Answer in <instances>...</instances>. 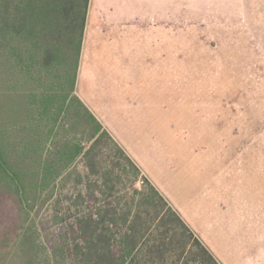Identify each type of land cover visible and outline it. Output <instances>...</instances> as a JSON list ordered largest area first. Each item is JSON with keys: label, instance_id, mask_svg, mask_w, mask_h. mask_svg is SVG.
Masks as SVG:
<instances>
[{"label": "rangeland", "instance_id": "1", "mask_svg": "<svg viewBox=\"0 0 264 264\" xmlns=\"http://www.w3.org/2000/svg\"><path fill=\"white\" fill-rule=\"evenodd\" d=\"M98 2L77 93L223 264H264V0H121L115 21ZM71 170L32 228L46 264L56 200L84 189ZM18 245L0 238V264Z\"/></svg>", "mask_w": 264, "mask_h": 264}, {"label": "trees", "instance_id": "2", "mask_svg": "<svg viewBox=\"0 0 264 264\" xmlns=\"http://www.w3.org/2000/svg\"><path fill=\"white\" fill-rule=\"evenodd\" d=\"M90 2L0 0L3 249L19 240L23 264H46L37 213L82 159L84 189L56 198L55 264H223L77 93Z\"/></svg>", "mask_w": 264, "mask_h": 264}, {"label": "crops", "instance_id": "3", "mask_svg": "<svg viewBox=\"0 0 264 264\" xmlns=\"http://www.w3.org/2000/svg\"><path fill=\"white\" fill-rule=\"evenodd\" d=\"M120 1L121 0H99V4H101V5H107V4H111V5H114V11H117V12H115V14H116V17L117 18H115L114 16H115V14H113V17L111 18V20H116V19H119V18H121V19H123V17H125V15L123 16V13H122V11L120 10L121 8L120 7H118L117 6V4L118 3H120ZM93 3H94V0H91V2H90V8H89V15H88V20H87V26H86V31H87V28H88V24H89V18H90V14H91V11H92V13H93V10H92V7H93ZM95 3H96V1H95ZM134 4H135V1H134ZM121 15L123 16V17H121ZM93 16H96V13L94 12V14H93ZM85 36H86V34H85Z\"/></svg>", "mask_w": 264, "mask_h": 264}]
</instances>
